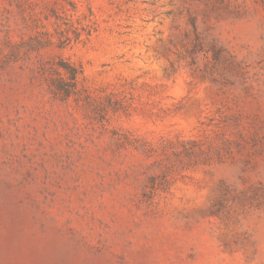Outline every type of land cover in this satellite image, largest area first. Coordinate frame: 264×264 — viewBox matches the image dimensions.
I'll return each instance as SVG.
<instances>
[{
	"label": "rangeland",
	"instance_id": "rangeland-1",
	"mask_svg": "<svg viewBox=\"0 0 264 264\" xmlns=\"http://www.w3.org/2000/svg\"><path fill=\"white\" fill-rule=\"evenodd\" d=\"M0 264H264V0H0Z\"/></svg>",
	"mask_w": 264,
	"mask_h": 264
}]
</instances>
